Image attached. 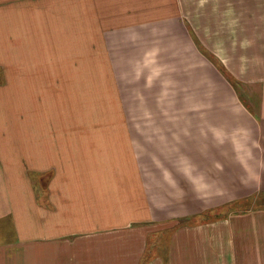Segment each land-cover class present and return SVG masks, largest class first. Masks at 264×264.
Wrapping results in <instances>:
<instances>
[{"label":"crops","instance_id":"1","mask_svg":"<svg viewBox=\"0 0 264 264\" xmlns=\"http://www.w3.org/2000/svg\"><path fill=\"white\" fill-rule=\"evenodd\" d=\"M41 1L0 0V264H264V0H199L208 14L188 22L239 92L206 177L179 152L138 176L131 139L122 160L114 142L75 150L65 128H24Z\"/></svg>","mask_w":264,"mask_h":264},{"label":"rangeland","instance_id":"2","mask_svg":"<svg viewBox=\"0 0 264 264\" xmlns=\"http://www.w3.org/2000/svg\"><path fill=\"white\" fill-rule=\"evenodd\" d=\"M191 1L42 0L34 40L41 85L20 89L38 101L18 105L24 128H65L75 150L114 142L122 160L131 139L138 176L157 175L153 160L178 152L186 165H201L202 177L217 172L215 145L224 141L226 108L234 110L225 97L239 92L195 36L205 24L188 23L209 10Z\"/></svg>","mask_w":264,"mask_h":264}]
</instances>
